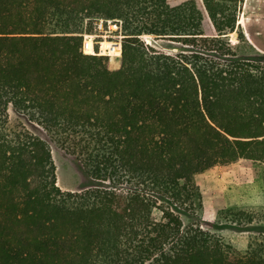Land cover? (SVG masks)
<instances>
[{"label": "trees", "instance_id": "16d2710c", "mask_svg": "<svg viewBox=\"0 0 264 264\" xmlns=\"http://www.w3.org/2000/svg\"><path fill=\"white\" fill-rule=\"evenodd\" d=\"M243 1L0 0V264H264V225L236 228L258 233L237 252L186 229L173 190L220 165L264 174ZM95 18L120 23L118 70L82 52ZM53 140L90 185L59 187Z\"/></svg>", "mask_w": 264, "mask_h": 264}, {"label": "rangeland", "instance_id": "374dc122", "mask_svg": "<svg viewBox=\"0 0 264 264\" xmlns=\"http://www.w3.org/2000/svg\"><path fill=\"white\" fill-rule=\"evenodd\" d=\"M244 2L245 0L241 4V11ZM100 20L105 19L86 20V23L90 24V35L110 36L109 40L120 35V23L109 20L113 25V29L110 30L105 20L101 29ZM124 39L125 37L123 41ZM143 40L161 51L173 52L172 47H168L174 46L170 41L156 39L155 36H143ZM95 57L102 71L118 70L121 66L122 53L119 57L115 55ZM51 150L57 166L58 185L63 191H76L90 185V180L83 171L84 166H80L74 154L54 140ZM173 190L184 204L183 210L188 212V215H181L186 229L200 227L210 233L214 241L226 247L230 246L237 252L245 251L251 239L258 233L254 230L241 232L236 228L264 225V174L256 165L239 163L220 165L195 176L187 184L174 187Z\"/></svg>", "mask_w": 264, "mask_h": 264}, {"label": "crops", "instance_id": "0c3cea01", "mask_svg": "<svg viewBox=\"0 0 264 264\" xmlns=\"http://www.w3.org/2000/svg\"><path fill=\"white\" fill-rule=\"evenodd\" d=\"M238 24L254 49L264 54V0H245Z\"/></svg>", "mask_w": 264, "mask_h": 264}, {"label": "built area", "instance_id": "2783aa9c", "mask_svg": "<svg viewBox=\"0 0 264 264\" xmlns=\"http://www.w3.org/2000/svg\"><path fill=\"white\" fill-rule=\"evenodd\" d=\"M99 22L102 25H99ZM97 24L101 29H103V23H105V20H100ZM106 23L109 24L108 28L110 30L113 29L112 22L109 20H106ZM120 32H121V26H120ZM83 37V44H82V52L85 55H91V56H112L116 55L117 53H122V43L124 36L120 33L119 36L113 37L112 40H109L110 36H102V35H90V34H84L81 35ZM99 39V40H98ZM108 44L109 46L106 47L105 45Z\"/></svg>", "mask_w": 264, "mask_h": 264}]
</instances>
